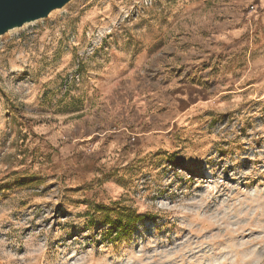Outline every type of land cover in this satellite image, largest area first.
Returning a JSON list of instances; mask_svg holds the SVG:
<instances>
[{
    "label": "rangeland",
    "instance_id": "374dc122",
    "mask_svg": "<svg viewBox=\"0 0 264 264\" xmlns=\"http://www.w3.org/2000/svg\"><path fill=\"white\" fill-rule=\"evenodd\" d=\"M263 12L73 0L0 37V264H264Z\"/></svg>",
    "mask_w": 264,
    "mask_h": 264
},
{
    "label": "water",
    "instance_id": "95a60500",
    "mask_svg": "<svg viewBox=\"0 0 264 264\" xmlns=\"http://www.w3.org/2000/svg\"><path fill=\"white\" fill-rule=\"evenodd\" d=\"M73 0H0V37L47 19Z\"/></svg>",
    "mask_w": 264,
    "mask_h": 264
},
{
    "label": "trees",
    "instance_id": "16d2710c",
    "mask_svg": "<svg viewBox=\"0 0 264 264\" xmlns=\"http://www.w3.org/2000/svg\"><path fill=\"white\" fill-rule=\"evenodd\" d=\"M118 213L117 214V220H116V223L118 224V229L120 231H123L124 230V227L122 225V217L121 216H126L125 217V220H124V226L128 227L129 225H132V224H136L138 221H140L142 219V216L135 213L134 211L132 210H128L126 211V209H119L117 211ZM110 225V228L113 229L115 227H113V224H115V222H112V221H107ZM111 229H109L107 232H109Z\"/></svg>",
    "mask_w": 264,
    "mask_h": 264
},
{
    "label": "built area",
    "instance_id": "2783aa9c",
    "mask_svg": "<svg viewBox=\"0 0 264 264\" xmlns=\"http://www.w3.org/2000/svg\"><path fill=\"white\" fill-rule=\"evenodd\" d=\"M256 11V8H255V6L254 5H251L250 7H249V12H255Z\"/></svg>",
    "mask_w": 264,
    "mask_h": 264
},
{
    "label": "crops",
    "instance_id": "0c3cea01",
    "mask_svg": "<svg viewBox=\"0 0 264 264\" xmlns=\"http://www.w3.org/2000/svg\"><path fill=\"white\" fill-rule=\"evenodd\" d=\"M260 18H261V19H260V22H261L262 24H264V12H263V14L261 15Z\"/></svg>",
    "mask_w": 264,
    "mask_h": 264
}]
</instances>
